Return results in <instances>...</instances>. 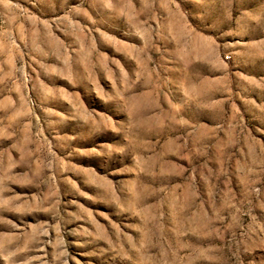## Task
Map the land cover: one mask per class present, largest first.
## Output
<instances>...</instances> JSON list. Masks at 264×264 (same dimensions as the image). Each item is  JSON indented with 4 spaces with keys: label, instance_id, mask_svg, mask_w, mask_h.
Segmentation results:
<instances>
[{
    "label": "rangeland",
    "instance_id": "374dc122",
    "mask_svg": "<svg viewBox=\"0 0 264 264\" xmlns=\"http://www.w3.org/2000/svg\"><path fill=\"white\" fill-rule=\"evenodd\" d=\"M0 264H264V0H0Z\"/></svg>",
    "mask_w": 264,
    "mask_h": 264
}]
</instances>
